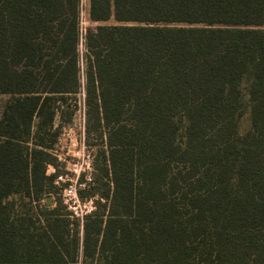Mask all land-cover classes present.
I'll use <instances>...</instances> for the list:
<instances>
[{"label": "trees", "instance_id": "1", "mask_svg": "<svg viewBox=\"0 0 264 264\" xmlns=\"http://www.w3.org/2000/svg\"><path fill=\"white\" fill-rule=\"evenodd\" d=\"M88 21L81 70L79 0H0V264H264V0H88ZM81 71L80 228L53 146Z\"/></svg>", "mask_w": 264, "mask_h": 264}, {"label": "rangeland", "instance_id": "2", "mask_svg": "<svg viewBox=\"0 0 264 264\" xmlns=\"http://www.w3.org/2000/svg\"><path fill=\"white\" fill-rule=\"evenodd\" d=\"M107 24H112L109 21ZM88 21V0H79V27L81 38L79 41V65L80 69L83 70V35L87 27H92ZM81 91L78 95L77 106L78 109L75 112L70 122L64 123L58 140L53 146V151L58 157V161L63 163L58 176H61L63 180H59L56 184L60 189L68 185H74L75 190L80 197V192L86 190L83 188L82 183L85 181V176L79 174L80 165L88 158L92 161L95 148L88 146L87 135H86V114H85V100H84V79L82 71L80 73ZM10 98L9 95H0V114L7 100ZM70 102H68L69 104ZM70 105V104H69ZM58 123V122H57ZM249 126L247 115L241 119L240 130L245 131ZM88 157V158H87ZM76 170V171H74ZM54 172L52 167H48L47 173L51 174ZM71 180V181H70ZM17 198V197H16ZM84 200V199H83ZM83 202L81 201L80 207ZM80 228L82 227L83 218L79 219Z\"/></svg>", "mask_w": 264, "mask_h": 264}, {"label": "built area", "instance_id": "3", "mask_svg": "<svg viewBox=\"0 0 264 264\" xmlns=\"http://www.w3.org/2000/svg\"><path fill=\"white\" fill-rule=\"evenodd\" d=\"M92 172V161L88 158L80 165L78 172V175L81 174L85 176V181L82 183L84 189H86L87 185L92 181ZM59 180H63L61 176H57L54 183L58 184ZM60 196L63 204L72 213V216L77 219H82L94 210L93 199L79 197L74 185H68L60 189ZM81 201L83 202V208L80 207Z\"/></svg>", "mask_w": 264, "mask_h": 264}, {"label": "water", "instance_id": "4", "mask_svg": "<svg viewBox=\"0 0 264 264\" xmlns=\"http://www.w3.org/2000/svg\"><path fill=\"white\" fill-rule=\"evenodd\" d=\"M46 203H50V198L48 197V198H46Z\"/></svg>", "mask_w": 264, "mask_h": 264}, {"label": "crops", "instance_id": "5", "mask_svg": "<svg viewBox=\"0 0 264 264\" xmlns=\"http://www.w3.org/2000/svg\"><path fill=\"white\" fill-rule=\"evenodd\" d=\"M50 203H51V198H50Z\"/></svg>", "mask_w": 264, "mask_h": 264}]
</instances>
